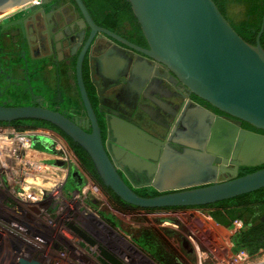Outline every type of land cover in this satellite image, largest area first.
Segmentation results:
<instances>
[{
	"label": "water",
	"instance_id": "95a60500",
	"mask_svg": "<svg viewBox=\"0 0 264 264\" xmlns=\"http://www.w3.org/2000/svg\"><path fill=\"white\" fill-rule=\"evenodd\" d=\"M28 1L3 0L0 16L19 10ZM74 1L91 28L76 66V80L86 112L82 121L44 106L38 98L33 104L0 103V123L33 119L54 125L88 155L103 185L125 203L141 209L205 206L264 188V167L238 175L240 166L264 165V135L215 118L203 109L204 114L199 112L202 115L194 110L197 121L208 117L214 122L209 126V135L203 136L207 151L197 148L178 151L165 146L162 155L158 154V148L163 146L158 139L123 120L115 129L117 145L109 149L83 79L85 53L96 34L104 33L165 66L171 78L178 80L189 94L264 131V47L260 42L264 16L252 44L237 32L214 0H127L148 42L149 47L142 48L97 26L83 0ZM9 25L4 20L0 22V38ZM1 71L0 62V75ZM232 150V177L219 180L218 175L227 170L225 163ZM118 155L124 158L119 160ZM54 164L62 162L55 159ZM144 172L149 180L142 183H135L129 175ZM70 176L77 187L83 185L77 170L73 169ZM142 187H153L158 194L141 195L136 189ZM71 227L84 241L96 244L84 229L74 224ZM97 248L108 264H127L105 246ZM17 264L43 262L20 257Z\"/></svg>",
	"mask_w": 264,
	"mask_h": 264
},
{
	"label": "flooded vegetation",
	"instance_id": "af4514ba",
	"mask_svg": "<svg viewBox=\"0 0 264 264\" xmlns=\"http://www.w3.org/2000/svg\"><path fill=\"white\" fill-rule=\"evenodd\" d=\"M231 1L226 0V6ZM83 2L97 26L139 47H149L132 9L122 10L118 17L99 20L90 5L85 0ZM225 15L229 18L227 11ZM3 20L11 25L2 31L0 38V82L8 81V88L16 87L19 82L18 86L24 89L15 95L25 96L28 104L36 103L39 98L44 106L81 122L86 112L76 80V66L91 28L75 1L29 0L19 10L0 16V22ZM3 58L9 60L7 66L2 63ZM13 61H18V64ZM86 72L94 94L86 84ZM21 75L23 78H20ZM83 79L100 126L98 115L103 118L105 128L101 126L102 134L111 150L118 140L115 129L122 125L123 120L158 139L163 144L158 148V154L162 155L165 146L178 151L196 148L207 151V140H203V136L209 135L214 122L211 123L208 117L198 122L194 116L196 113L204 114V110L241 129L264 135L260 129L189 94L178 80L171 78L165 66L104 33L96 34L85 53ZM4 94L6 89L0 84V98ZM69 99H75L80 107L70 103ZM113 152L117 154L116 150ZM122 158L124 155H118L119 160ZM232 160L233 150L228 163H225L227 170L218 175L219 180L221 177H224L223 180L232 177ZM213 164H216L215 161ZM242 167H239L238 174ZM144 173L129 175L135 183H142L149 180ZM71 225H68L70 229ZM182 245L187 253L193 252L184 240Z\"/></svg>",
	"mask_w": 264,
	"mask_h": 264
},
{
	"label": "rangeland",
	"instance_id": "374dc122",
	"mask_svg": "<svg viewBox=\"0 0 264 264\" xmlns=\"http://www.w3.org/2000/svg\"><path fill=\"white\" fill-rule=\"evenodd\" d=\"M248 8L249 3L244 1L232 0L227 4V15L233 26L248 18ZM20 78H23V75ZM18 84L9 92L6 91L10 97L6 102L15 105V97H21L19 103L28 104L25 96L15 95L20 91L17 90ZM9 131L10 133L1 131L0 139L22 132L13 129ZM24 139V135L19 134L15 141L21 143ZM34 158L54 163V159L50 157L35 155ZM17 188L19 185H16ZM75 189L81 190L69 179L64 192L72 193ZM6 190L0 188V264H17L15 261L22 256L37 259L43 264H108L100 257L97 249L100 245L114 252L127 264H159L133 242L127 231L108 223L101 215L102 210L113 214L132 231L141 227H151L158 231L177 252L182 264H221V260L228 256L227 243L230 241L231 233L208 216L210 209L206 207L174 211H149L141 208L123 210L115 207L108 195L100 189L101 196H94L92 199L87 196L88 202L82 197L77 198L74 215L64 208L58 216L54 214L55 211H51L40 221L39 218L26 217V200L21 201L13 197L7 194ZM8 192L10 193L9 190ZM65 200L70 201L69 198ZM91 200L95 202V206L89 202ZM27 218L30 219L28 229L31 234H26ZM70 222L78 223L79 227L96 240V244L90 245L75 231L68 229L67 225ZM33 233L45 238V242L33 237ZM183 240L193 250L191 254L184 250ZM255 262V264L264 262V252L256 256Z\"/></svg>",
	"mask_w": 264,
	"mask_h": 264
},
{
	"label": "trees",
	"instance_id": "16d2710c",
	"mask_svg": "<svg viewBox=\"0 0 264 264\" xmlns=\"http://www.w3.org/2000/svg\"><path fill=\"white\" fill-rule=\"evenodd\" d=\"M91 7V9L96 14L97 19L104 20L107 17H118L120 16V12L122 10H131L130 3L127 0H85ZM218 5L219 9L222 13L226 14V0H214ZM249 8H248V16L245 20L240 21L239 24L235 25L234 28L237 32L247 41L252 44H255L257 35L261 29V25L263 22L264 16V0H248ZM105 11H110L106 14ZM131 12V11H129ZM133 16V15H132ZM136 22V19H135ZM139 26V25H138ZM260 42L264 47V31L261 35ZM9 61V60H8ZM6 58H3L2 63L8 64ZM12 63L18 64V61H13ZM5 80V79H3ZM86 84L91 90V94H94V87L90 83L88 78V73L86 72ZM8 81H1V86L6 89L7 92L12 90V88L6 87ZM6 87V88H5ZM23 89L19 87L17 90ZM10 98L9 95L4 94L0 98V102L6 105H11L7 103L6 99ZM15 105H19V101H21V97H15ZM69 102L75 105L77 108L80 107L78 102L75 99H69ZM100 117V123L103 128V118ZM2 125H8L15 128L18 131H23L30 127H48L55 131H57L66 141L69 143L71 148L74 150L75 154L80 159L83 167L90 173L93 180L101 187L103 192L108 195V197L112 200L115 207L121 208L123 210L128 209H136L137 207L125 203L119 197L115 195V193L103 185L100 180L92 161L88 157V155L81 149V147L75 145L73 141L62 131H60L54 125L41 121V120H33V119H25V120H16L11 123H0ZM245 124L249 125L245 122ZM264 132L263 130H260ZM34 145L37 149L43 151H51L49 143L40 138L34 139ZM33 157L35 154L32 155ZM40 156V155H38ZM264 167H246L243 166L239 171V176L244 175L248 172H252L257 170L258 168ZM72 180L73 185L77 187V182L69 177ZM68 179V180H69ZM136 191L144 196H152L158 194V192L151 187H142L137 188ZM90 203L95 206L94 201H90ZM196 207H206L209 208L210 211L207 213L218 225L223 227L225 230H232L237 224H240V227L235 231L230 240L232 242V251L238 252L240 250H244L248 252L250 255H256L261 250H264V188L256 190L254 192H250L244 195H240L234 198L222 200L213 204L205 205V206H196ZM184 208H195V207H170V208H159V209H147L149 211H163L170 209H184ZM101 215L103 218L113 226H116L120 229L127 231L132 237L133 242L141 248L145 253H147L151 258H153L159 264H182L179 261V257L177 252L167 243V241L158 233V231L154 230L151 227H141L135 231L128 229L127 225H124L120 220L116 219V217L105 211H101ZM191 254V253H188Z\"/></svg>",
	"mask_w": 264,
	"mask_h": 264
},
{
	"label": "built area",
	"instance_id": "2783aa9c",
	"mask_svg": "<svg viewBox=\"0 0 264 264\" xmlns=\"http://www.w3.org/2000/svg\"><path fill=\"white\" fill-rule=\"evenodd\" d=\"M11 129L16 130L11 126L0 124V132L8 131L10 133L9 130ZM19 134L25 137L23 143L19 142L20 144L15 141ZM4 138L0 139V188L6 190L9 187L6 190L7 194L21 201L26 200V217L39 218L42 221L51 211H55L54 214L58 216L64 208L74 215L76 213V205L74 204L77 198L82 197L83 200L88 202V197L92 199L94 196H101V187L83 167L66 139L57 131L48 127H30L22 132H16L13 136L7 135ZM35 138L46 140L52 150L37 149L34 145ZM33 154L57 159L62 164L57 165L38 161L32 156ZM73 169L81 174L84 183L80 187V191L75 189L72 193L67 194L64 192V188ZM16 185H19V188L16 189ZM89 194L92 196L90 195V197ZM66 198H69L70 201H66ZM174 210L176 209L163 211ZM29 220L28 218L26 220V234H31L30 229H28L30 227ZM69 224L79 226L78 223L70 222ZM68 225L67 228L69 229ZM239 227L240 224H237L228 232L232 235ZM33 237L45 242V238L36 235V233H33ZM232 246L231 240L228 241V256L226 258L223 256L221 264H255L256 256L264 252V250H261L256 255H250L244 250L233 252Z\"/></svg>",
	"mask_w": 264,
	"mask_h": 264
},
{
	"label": "bare ground",
	"instance_id": "6f19581e",
	"mask_svg": "<svg viewBox=\"0 0 264 264\" xmlns=\"http://www.w3.org/2000/svg\"><path fill=\"white\" fill-rule=\"evenodd\" d=\"M2 1H3V0H0V6H1V4L3 3ZM222 236H223V235H222ZM19 254H20V253H19ZM16 258H17V257H16ZM21 258H23V256H22ZM24 258H25V257H24ZM19 259H20V258H19ZM19 259H18V260H19ZM17 262H18V261L16 260L15 263H17ZM13 264H14V263H13Z\"/></svg>",
	"mask_w": 264,
	"mask_h": 264
},
{
	"label": "crops",
	"instance_id": "0c3cea01",
	"mask_svg": "<svg viewBox=\"0 0 264 264\" xmlns=\"http://www.w3.org/2000/svg\"><path fill=\"white\" fill-rule=\"evenodd\" d=\"M116 62L120 64V61H116Z\"/></svg>",
	"mask_w": 264,
	"mask_h": 264
}]
</instances>
